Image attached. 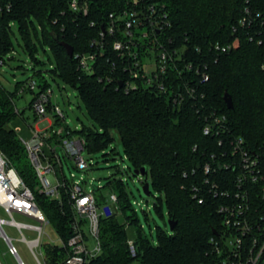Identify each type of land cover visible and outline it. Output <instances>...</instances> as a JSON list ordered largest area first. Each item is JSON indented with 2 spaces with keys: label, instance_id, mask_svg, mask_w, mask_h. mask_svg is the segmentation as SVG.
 <instances>
[{
  "label": "trees",
  "instance_id": "1",
  "mask_svg": "<svg viewBox=\"0 0 264 264\" xmlns=\"http://www.w3.org/2000/svg\"><path fill=\"white\" fill-rule=\"evenodd\" d=\"M151 2L164 7L168 14L169 26L158 35L160 42L171 53L178 52L169 57L167 74L153 86L125 91L130 79L125 67L129 63L112 49L113 41L120 38L117 35H106L107 45L98 53L90 72L83 70L75 57L70 58L62 46H72L76 55L97 52L92 43L100 39L116 6H124L122 0H94L88 16L74 12L70 0H0V7L11 6L9 11L0 12V57L6 58L14 48V27L21 33L26 45L24 51L34 59L35 65L42 63L36 58L39 50L33 35L41 45L49 46L56 60L49 56L53 66L51 77L61 78L75 89L92 118V126H83L75 132L64 127V120L57 119L56 126L65 128L62 137L77 133L85 140L90 155L107 156L105 151L115 142L116 132L129 163L126 172L145 168L143 184L149 183L150 176L153 188L161 194L155 198L154 210L164 218L166 204L170 221L177 223L171 233L158 227L156 244L141 227L139 238L134 241L136 256L133 257L127 224L138 223L137 212L128 183L123 179L110 180L106 188L109 199L113 194L118 198L117 212L107 208L101 214L102 253L91 264H214L216 254L211 239L225 230L220 208L241 202L237 194L242 170L238 166L240 157L231 154L234 141H244V148L257 157L264 175V0ZM248 6L261 14L251 27L241 24ZM217 46L221 48L217 50ZM227 46L232 49L223 52L222 48ZM36 76L42 79L38 83L40 93L51 90L42 72ZM159 83L164 85V90L159 89ZM20 89L24 85L18 83L16 92L12 93L0 82V150L35 194L39 207L57 233L68 239L72 236L75 214L68 205L67 193L62 191L60 201L38 193L36 174L25 162V147L16 132L8 129L9 122L21 114L14 105ZM226 94L233 100L232 110L224 101ZM33 103L34 97L30 108ZM53 106L51 101L48 110ZM214 116H226L227 121L223 129L216 130L219 134L207 136L204 128ZM54 142L59 143L52 137L48 144ZM110 153L117 152L112 148ZM49 157L52 160L53 154ZM207 165L211 166L208 174ZM57 178L68 181L61 173ZM246 186L252 193L250 204H255L256 210L264 214L261 185L247 183ZM97 192L94 190L95 197ZM102 201H108L104 194L96 197L98 207ZM120 212L126 215L127 224L117 219ZM128 212L132 215L128 216ZM46 251L53 263L59 261L55 257L66 256L60 246H48Z\"/></svg>",
  "mask_w": 264,
  "mask_h": 264
},
{
  "label": "built area",
  "instance_id": "2",
  "mask_svg": "<svg viewBox=\"0 0 264 264\" xmlns=\"http://www.w3.org/2000/svg\"><path fill=\"white\" fill-rule=\"evenodd\" d=\"M122 1L125 3L124 6H116L115 12L110 13V22L102 31L100 39L92 43L97 48V52L74 54L73 57L77 59L83 70L90 72L97 61L98 53L107 45L106 35L119 36L120 38L113 41L112 49L123 61L129 63V67H125V70L129 72L130 79L124 86L125 91L129 93L139 90L142 86H153L155 82H159L160 78L168 72L169 57L177 55L178 52L168 51L158 38L165 27L169 26L168 14L164 7L152 3V0ZM93 3L94 0H70V7L74 12L88 16L92 11ZM10 9L9 5L2 6L0 12ZM260 18L261 14L248 6L241 24L251 27ZM253 39L254 37L251 41ZM259 43L262 44V40ZM220 48V46L216 47L217 50ZM231 49L232 46H227L223 47L222 51L228 52ZM153 51L156 52V59L154 69H151L150 61L147 60L152 59ZM6 62L5 57H0V73ZM262 69L264 70V62ZM204 78L205 81L209 80L208 75ZM158 86L160 90H164L163 84L159 83ZM28 90L35 94L33 109L36 113L37 126L31 128L32 139L28 142L21 140V142L36 174L38 193L59 201L62 199V191L67 193L68 205L75 214L71 224L72 236L64 239L55 230L57 238H51L46 233V228L52 226L49 218L39 207L35 194L27 187L15 168L11 167L9 159L0 150V212H6L10 217L9 220L0 218V239L6 244L7 252L16 259L17 264L25 263L19 254L16 242H22L28 246L37 264H91L92 260L102 253L101 214H105L107 208L111 210V206L105 207L100 213L94 190L88 189L74 173H72V179H68L69 182L58 180V173L65 176V163L48 141L52 137L57 138L67 155L76 161L77 171H85L90 167L82 156V153L86 151V142L80 137L76 139L73 136L62 137L66 133L65 128L57 127L56 120H65L66 116L56 105L51 111L48 110L52 97L51 90L40 93L38 83L33 80ZM226 121V116L212 117L204 128L205 135L209 136L215 132L219 134L216 130L223 129ZM222 144L223 141L220 142V145ZM45 146H48L53 154L52 160L45 154ZM232 146L234 147L232 156L240 157L238 166L242 174L238 179L240 191L237 198L241 199V202L225 204L220 208L219 212L225 219V230L223 234L211 239L216 254L214 264H264V214L256 210L255 204H250L252 193L246 186L247 183L260 184L264 199V175L261 173L259 160L244 148L242 139L234 141ZM225 167L229 168L228 165ZM210 172L211 166L207 165L206 173ZM110 201L112 205H116L117 196L111 195ZM15 215L28 222L17 221ZM6 226L14 228L19 233L20 239L11 238L5 230ZM26 233L32 234V238H28ZM128 245L131 255L135 257L134 242L128 241ZM48 246H60L63 251H66V256L63 259L55 257L59 261L55 260L56 263H53L54 261L47 255ZM0 264H2L1 260Z\"/></svg>",
  "mask_w": 264,
  "mask_h": 264
},
{
  "label": "rangeland",
  "instance_id": "3",
  "mask_svg": "<svg viewBox=\"0 0 264 264\" xmlns=\"http://www.w3.org/2000/svg\"><path fill=\"white\" fill-rule=\"evenodd\" d=\"M36 25L37 27L40 26L38 22H36ZM14 32L16 35L13 38L14 48L6 56L7 62L1 70L0 82L12 93L16 92L18 83L24 85V91L20 89L19 93L14 98L15 109L21 114H18L9 122L8 129L14 130L20 140L28 142L32 139L33 134L31 128L37 126V120L34 109L29 107L34 95L28 90V87L32 80L37 83L42 82V79L36 76L37 72H42V75L51 85L52 103L60 107L65 113L66 118L63 121L64 127H69L72 132H75L81 131L84 128L83 126H92V118L88 113L86 106L81 102L78 92L71 86L65 84L61 78L57 77L54 79L51 77L50 70H52L53 66L49 61V56L54 62H56L51 48L49 46L41 45L35 35H33L34 41L37 43L39 50L36 58L42 63L35 65L34 59L29 53L24 51L26 46L25 41L16 27H14ZM151 57L152 59L149 60L148 58L147 61H150L149 65L152 66L151 69H154L156 59L155 51L151 53ZM73 137L76 139L79 135L75 133ZM113 137L115 138V142L107 151H105V154H108L107 156H104L103 153L90 155L87 151L82 153V156L90 165L89 169L85 171H77L76 161L67 155L61 144L54 142L52 146L56 149L57 155L65 160L64 174L69 180L72 179L71 176L72 173H74L76 174L77 179L82 180L88 189L98 190L96 193L97 198H100L102 194H104L105 197H108V201H102L99 204L100 213L103 212L105 207H110L112 205V202L109 199V190L106 188L107 183L113 179H123L127 182L131 202L137 212L138 223L128 226L126 215L122 212L117 214V219L122 224H127L129 241L134 242L139 238V231L142 227V232L149 237H153V242L156 244L158 227L171 233L169 225L170 218L167 215L168 207L166 204L164 205V218L154 210L155 198L161 197V194L153 188L150 176L148 179L151 184L152 196L147 197L143 191V181L146 178L135 176L134 170L133 172L128 171V173H124L129 163L124 155L120 136L114 132ZM112 148H114L117 153L111 154L110 151ZM44 152L48 157L52 156L48 146L44 147ZM25 162L32 167L28 156L26 157ZM98 188H101L102 190L99 191ZM127 215H132V212H128ZM0 218L6 220L10 219L9 215L4 211L0 212ZM15 218L19 222H28L18 215H15ZM5 230L11 238L20 239L19 233L14 228L6 226ZM46 233L51 238H57L53 226H48L46 228ZM26 236L32 238V234L26 233ZM45 241H47V239H45ZM16 246L25 264H37L25 243L16 242ZM0 260L2 264H17L16 259L7 252V246L1 239ZM134 264L139 263L136 262Z\"/></svg>",
  "mask_w": 264,
  "mask_h": 264
},
{
  "label": "water",
  "instance_id": "4",
  "mask_svg": "<svg viewBox=\"0 0 264 264\" xmlns=\"http://www.w3.org/2000/svg\"><path fill=\"white\" fill-rule=\"evenodd\" d=\"M62 46L66 49V51H67L68 55L70 56V58H73V56H74V48H73L72 46H70V45H67V44H62ZM120 86L122 87V86H123V83H121ZM224 101H225V103H226V105H227V108H228L229 110H232L233 107H234V105H233V100H232V98L229 96V94H226V95L224 96ZM134 175H135V176L146 177V175H147V171H146L145 168H143V169H141V170H137V171H135V172H134ZM150 187H151V185H150V183H148V182L145 183V184H143V191H144V193H145V195H146L147 197L150 196ZM111 210H112L113 213H116V212H117V206H116L115 204L111 205ZM176 224H177V223L174 222V221H170V222H169V225H170V229H171V231L174 230ZM214 233H215L216 235H218L216 231H214Z\"/></svg>",
  "mask_w": 264,
  "mask_h": 264
}]
</instances>
